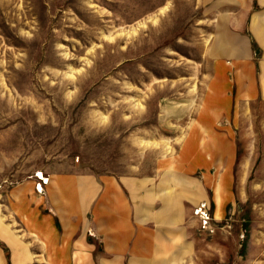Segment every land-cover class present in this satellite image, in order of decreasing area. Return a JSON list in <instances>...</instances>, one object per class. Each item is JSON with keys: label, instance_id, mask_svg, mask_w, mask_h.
Masks as SVG:
<instances>
[{"label": "rangeland", "instance_id": "1", "mask_svg": "<svg viewBox=\"0 0 264 264\" xmlns=\"http://www.w3.org/2000/svg\"><path fill=\"white\" fill-rule=\"evenodd\" d=\"M205 7L203 0H0V264L3 246L15 253L30 245L7 206L23 181L34 180L44 198L50 172L143 177L180 167L172 158L209 70L215 17ZM262 90L230 116L228 169L224 160L194 167L184 158L207 190L192 209L187 264H264ZM217 184L220 214L212 207Z\"/></svg>", "mask_w": 264, "mask_h": 264}, {"label": "crops", "instance_id": "2", "mask_svg": "<svg viewBox=\"0 0 264 264\" xmlns=\"http://www.w3.org/2000/svg\"><path fill=\"white\" fill-rule=\"evenodd\" d=\"M203 4L205 14L215 17L205 47L209 70L182 148L172 158L171 165L180 167L165 164L143 177L50 172L44 198L34 180L23 181L10 190L7 206L27 229L30 245L15 253L9 247V264L188 263L195 250L192 209L207 190L185 170L184 158L194 167L206 165L204 159L224 160L228 169L235 158L226 130L230 116L261 97L264 87V0ZM218 33L226 38L223 45L216 42ZM219 185L212 207L220 214Z\"/></svg>", "mask_w": 264, "mask_h": 264}, {"label": "built area", "instance_id": "3", "mask_svg": "<svg viewBox=\"0 0 264 264\" xmlns=\"http://www.w3.org/2000/svg\"><path fill=\"white\" fill-rule=\"evenodd\" d=\"M40 178H42V177H40ZM35 189H36V191L37 192H42L43 191V188H42V184L39 182V183H37L36 185H35ZM205 215V214H204ZM205 217H206V223H207V216L205 215Z\"/></svg>", "mask_w": 264, "mask_h": 264}, {"label": "trees", "instance_id": "4", "mask_svg": "<svg viewBox=\"0 0 264 264\" xmlns=\"http://www.w3.org/2000/svg\"><path fill=\"white\" fill-rule=\"evenodd\" d=\"M3 251L5 253V256L7 258L8 264H9V250L7 247L3 246Z\"/></svg>", "mask_w": 264, "mask_h": 264}]
</instances>
